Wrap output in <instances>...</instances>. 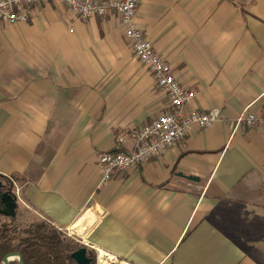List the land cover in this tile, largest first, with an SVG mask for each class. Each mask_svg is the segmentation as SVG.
<instances>
[{
    "label": "crops",
    "instance_id": "0c3cea01",
    "mask_svg": "<svg viewBox=\"0 0 264 264\" xmlns=\"http://www.w3.org/2000/svg\"><path fill=\"white\" fill-rule=\"evenodd\" d=\"M134 23L194 92L186 111L220 118L98 187L97 154L129 149L117 138L167 96L114 12L83 19L42 0L27 22L0 20V177L20 188L15 216L76 234L97 216L78 242L125 264H264V125L229 124L264 113V0H140Z\"/></svg>",
    "mask_w": 264,
    "mask_h": 264
},
{
    "label": "built area",
    "instance_id": "2783aa9c",
    "mask_svg": "<svg viewBox=\"0 0 264 264\" xmlns=\"http://www.w3.org/2000/svg\"><path fill=\"white\" fill-rule=\"evenodd\" d=\"M42 0H0V20L8 23L27 22L31 7ZM68 7L80 18L104 17L110 12L117 14L124 35L130 43L133 55L147 68L158 88L168 99L166 108L152 121L140 128L121 134L118 143L131 142L129 149L97 154L99 170L98 187L108 183L116 174L129 170L152 157L160 155L166 148L185 137L193 127L205 128L220 118L221 109L212 107L205 111H186L194 92L185 89L171 72L170 65L155 51L145 33L134 23L140 0H54ZM233 130L244 125H264V113L257 114L244 108L230 118ZM10 188L19 196L20 188L10 180ZM75 238V237H74ZM77 241L78 239L75 238ZM96 264H125L105 251L96 252Z\"/></svg>",
    "mask_w": 264,
    "mask_h": 264
},
{
    "label": "trees",
    "instance_id": "16d2710c",
    "mask_svg": "<svg viewBox=\"0 0 264 264\" xmlns=\"http://www.w3.org/2000/svg\"><path fill=\"white\" fill-rule=\"evenodd\" d=\"M0 180L8 184V179ZM16 220V216L0 215V264L8 252L21 253L25 264H79L72 253L85 245L64 230L41 218L24 223ZM86 249L90 258L86 264H96L95 251ZM11 264H19L18 259H12Z\"/></svg>",
    "mask_w": 264,
    "mask_h": 264
},
{
    "label": "water",
    "instance_id": "95a60500",
    "mask_svg": "<svg viewBox=\"0 0 264 264\" xmlns=\"http://www.w3.org/2000/svg\"><path fill=\"white\" fill-rule=\"evenodd\" d=\"M17 209V200L16 196L13 194L11 188H6L0 181V215L5 217H14L16 215ZM97 216L84 228L81 232H77L78 235H83L87 229L93 224ZM73 231H76L75 227H72ZM72 256L79 264H86L90 261V258L87 256V249L85 246H81L72 253ZM17 258L19 264H25L23 256L19 252H8L3 256V264H11V260Z\"/></svg>",
    "mask_w": 264,
    "mask_h": 264
},
{
    "label": "rangeland",
    "instance_id": "374dc122",
    "mask_svg": "<svg viewBox=\"0 0 264 264\" xmlns=\"http://www.w3.org/2000/svg\"><path fill=\"white\" fill-rule=\"evenodd\" d=\"M9 181V180H8ZM7 181V183L9 184V182ZM10 185V184H9ZM18 210H20V206L18 207ZM16 211H17V209H16ZM17 222H20V223H24V221L22 220V219H20V218H18L17 220H16ZM228 230H230V228H228ZM231 231V230H230ZM69 236H71L72 238H77L78 237V235L74 232H72V231H65ZM233 236H235V235H233ZM78 239V238H77Z\"/></svg>",
    "mask_w": 264,
    "mask_h": 264
},
{
    "label": "flooded vegetation",
    "instance_id": "af4514ba",
    "mask_svg": "<svg viewBox=\"0 0 264 264\" xmlns=\"http://www.w3.org/2000/svg\"><path fill=\"white\" fill-rule=\"evenodd\" d=\"M2 182V184L4 185L5 189L6 188H10V185L9 184H6L5 182H3L2 180H0Z\"/></svg>",
    "mask_w": 264,
    "mask_h": 264
}]
</instances>
